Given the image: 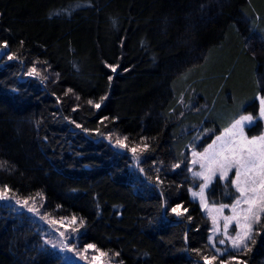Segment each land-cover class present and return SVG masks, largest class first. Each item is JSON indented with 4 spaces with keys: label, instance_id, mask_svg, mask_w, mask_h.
<instances>
[{
    "label": "trees",
    "instance_id": "16d2710c",
    "mask_svg": "<svg viewBox=\"0 0 264 264\" xmlns=\"http://www.w3.org/2000/svg\"><path fill=\"white\" fill-rule=\"evenodd\" d=\"M5 42L0 189L39 214L0 200V264H93L100 252L108 264H264V216L246 248L216 252L189 168L237 104L253 98L258 113L264 0H0ZM263 130L259 119L249 133ZM237 195L218 179L207 190L215 205ZM88 244L100 252L85 260Z\"/></svg>",
    "mask_w": 264,
    "mask_h": 264
},
{
    "label": "snow or ice",
    "instance_id": "6c2138e0",
    "mask_svg": "<svg viewBox=\"0 0 264 264\" xmlns=\"http://www.w3.org/2000/svg\"><path fill=\"white\" fill-rule=\"evenodd\" d=\"M8 44L5 42L0 44V48H7ZM10 60L15 59L14 55L8 57ZM112 72H116V67L113 65H108ZM28 75L30 76H40V72L37 71L36 67H33ZM112 77H109L111 80ZM72 90L69 89L68 92ZM67 95V93H66ZM78 98V97H77ZM103 99V98H102ZM92 104V101H88ZM96 108L100 107V104H95ZM259 119H264V97L259 99V114L257 117L252 115H242L239 119H235L229 127L225 128L223 132L216 136V138L208 144L202 152L196 151L195 148L192 150V164H199L200 171L194 172L193 176L196 178H201L202 182L198 185L199 192H193L192 196L199 197L201 206L207 209L209 207L206 191L213 184L214 180H219L225 182L226 187H234L236 193L235 202L230 206L232 215L224 216L223 224V234L225 237L231 241L233 248L240 249L242 247H247V241L251 240L254 226L261 225L262 216H264V131L259 135H253L249 137L246 133L245 128H251L255 126L256 121ZM79 127V125H77ZM210 131V130H209ZM109 140L112 139L111 136L108 137ZM194 139H199L195 137ZM127 140V137H124ZM124 140L119 138L116 139L115 143L121 148H127L128 145L124 143ZM148 148L147 144H144L140 149L144 151ZM133 153L137 152V148L131 149ZM3 165H0L2 167ZM173 167H179V165H173ZM234 170V178H229V173ZM11 189L8 185H4L0 189V200L15 199L16 204H22L28 207L30 212L39 214V209L34 206H29V201L27 199L20 200L14 195H10ZM40 195L39 193L37 194ZM32 204L35 205L36 198H30ZM215 205V202H213ZM177 208H173L172 211L177 215H182L183 213L178 211ZM229 207V205L221 204L218 208H214L215 212L219 215L222 214L224 209ZM186 212L187 209H184ZM212 215V212H209ZM190 218V217H189ZM213 220V232H220L219 221L216 215H212ZM64 221H61L63 223ZM235 222L236 231L235 236H228L229 225ZM56 223V221H52ZM70 224H76L77 218L73 216ZM82 224L83 221H80ZM71 231H77L76 228H72ZM64 236V232L60 233ZM212 240V237H209ZM220 244H224L225 240H219ZM214 246V245H213ZM66 248L67 245L64 244ZM90 249L100 252L94 244H88L83 249V252H77V255L81 256L82 259H88L85 255ZM74 249H69L72 251ZM221 250L216 248V252L219 253ZM108 253L100 252V256H93V264H103L100 257L107 256ZM114 256H119V253H114ZM205 264H214L217 260V256H212L211 258L205 256L203 257ZM220 264H224L221 260ZM228 264H245L244 261L237 260L235 256H232Z\"/></svg>",
    "mask_w": 264,
    "mask_h": 264
},
{
    "label": "rangeland",
    "instance_id": "374dc122",
    "mask_svg": "<svg viewBox=\"0 0 264 264\" xmlns=\"http://www.w3.org/2000/svg\"><path fill=\"white\" fill-rule=\"evenodd\" d=\"M261 97H264V95H262L261 93H258V95L256 96L255 99H257L258 103H259V99ZM254 103V99L253 98H248L246 101L244 102H241L239 104H237V108L235 109V112H232L231 114H229V118L230 116H232L233 114L234 117H232L230 119V122L228 123L229 125L226 126L225 128L229 127L230 124L235 120V119H239L240 116L242 115H252L254 117H257L258 114H259V109H258V113L255 114L254 110L251 109V110H247V107L248 106H251L253 105ZM263 121V124H264V119H261ZM249 129L248 127L245 128V131L246 133L249 135V137L253 136V135H250L249 133ZM264 131V130H263ZM223 132V130L218 134L220 135L221 133ZM217 135V136H218ZM199 136V135H198ZM216 138V137H215ZM214 138V139H215ZM200 139V138H199ZM197 139V141L199 140ZM196 141V142H197ZM208 146V145H207ZM206 146V147H207ZM204 147V148H206ZM202 148L201 150H198L195 148L196 151H199V152H202L203 149ZM192 150L193 148L190 150V153H191V158H190V165H189V168H190V172L191 174L193 175L194 172H197V171H200V166L199 164H196V165H193L192 164ZM234 172V170H233ZM233 172H230L229 173V178L230 176L232 175ZM201 179V178H200ZM202 180V179H201ZM215 181V180H214ZM193 192H199V188L197 189H191L190 190V195H191V198L198 203V205L200 206L201 210L203 211L204 214H206L208 216V218L210 219L211 221V230H210V235L209 237H212V240L210 241L212 245H214L213 247L216 249V248H219L221 251L219 252V254H224V253H228L230 252L231 250H237L236 248H233L232 245H231V241L228 240L225 235L223 234V224H224V220H223V217L224 216H230L232 215V211H231V205L235 202H233L232 204L229 205V207L225 208L223 213L222 214H217L214 210V208H218L220 205H213V204H210L209 201H208V197H207V191H206V198H207V202H208V205L209 207L207 209H205L204 207L201 206V202H200V198L199 197H193L192 196V193ZM212 212V215H216L217 216V219L219 221V227L221 229L220 232H213V228H214V225H213V220H212V215H209V212ZM255 229V226L253 228V231ZM239 229L236 228L235 226V222H233L232 224L229 225V228H228V236H235L236 234V231H238ZM61 232H64V231H59V230H53L52 233H53V236H50L49 237V241L52 242V243H55L57 244L58 246L60 245L62 248H64V244H66L68 246V243L67 241L64 240L65 238V235L64 236H61L60 233ZM65 234V233H64ZM253 234V233H252ZM221 239H224L225 240V243L224 244H220L219 243V240ZM62 241H64V244L62 243ZM248 242V241H247ZM95 256H100V254L98 255H95ZM100 259L103 261V264H108V261H106L103 257H100ZM90 262L93 263L92 259H90Z\"/></svg>",
    "mask_w": 264,
    "mask_h": 264
}]
</instances>
